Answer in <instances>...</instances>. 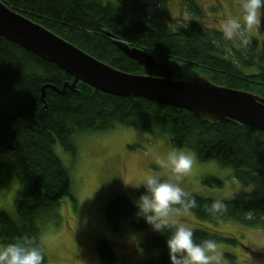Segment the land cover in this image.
Segmentation results:
<instances>
[{"label": "trees", "instance_id": "16d2710c", "mask_svg": "<svg viewBox=\"0 0 264 264\" xmlns=\"http://www.w3.org/2000/svg\"><path fill=\"white\" fill-rule=\"evenodd\" d=\"M1 1L122 71L155 73L129 57L114 38L143 48L158 59L180 63L192 75L201 72L219 85L264 96V56L240 59L238 63L233 56H225L231 43L217 31L202 25L171 26L167 22L169 0H158L161 7L150 17L151 24L143 18L141 0ZM183 4L188 12L202 15L196 0H184ZM252 66H257V71H245ZM179 76L185 77L182 73ZM73 80L57 63L0 34V167L18 182L14 212L0 210V245L14 243L25 235L35 237L42 245L40 219L53 217L63 199L76 203L71 171L56 145L59 143L66 153L75 156L74 137L78 133L138 123L146 133L167 134L174 147L193 150L200 161L216 160L232 168L234 178L242 184L251 183L257 175L264 179V131L234 120L213 122L189 109L142 96L111 94L81 80L75 90L66 88L62 92L64 84ZM203 181L211 186L223 185V180L214 175ZM145 192L143 185L136 190L139 197ZM188 193L198 205L190 211L200 220H231L264 230V195L256 189L244 196L223 199ZM216 200L227 206L226 211L211 214L206 210ZM135 202L130 196L117 193L105 204L104 217L114 232L133 234L148 228L149 224L137 216ZM193 231L196 243H241L219 232ZM170 234L165 229L139 243L145 252L161 251L156 258L141 264H171L166 243ZM95 249L102 262L117 260L107 240L99 239ZM43 251L47 264L44 248Z\"/></svg>", "mask_w": 264, "mask_h": 264}, {"label": "rangeland", "instance_id": "374dc122", "mask_svg": "<svg viewBox=\"0 0 264 264\" xmlns=\"http://www.w3.org/2000/svg\"><path fill=\"white\" fill-rule=\"evenodd\" d=\"M141 1L144 6L143 18L151 24L150 17L159 12L161 5L158 0ZM196 1L202 8L201 16L188 12L184 0H169L167 22L171 26L179 23L193 27L202 25L224 37L223 22L229 17L242 19L240 0ZM246 35L250 43L244 44L239 38L229 40L231 47L225 56H233L238 63L240 59L264 56V23ZM257 69V66H252L245 71ZM181 73L186 77L193 72L180 65L179 75ZM138 75L155 76L157 73ZM74 140L77 145L75 156L66 153L59 143L56 150L71 171L76 203L68 198L63 199L53 217L42 218L39 222L47 264H141L161 254V251L145 252L139 247L143 239L157 234L150 225L139 233L114 232L104 217V206L117 193L138 200L136 190L143 185L146 175L172 178L171 171L161 169L157 161L166 159L174 151L190 155L194 160L191 173L180 182L185 191L217 199L244 196L254 189L264 195V179L261 175H257L249 184H242L234 178L232 168L222 166L216 160L200 161L193 150L174 147L167 134L146 133L138 123L117 124L104 131L78 133ZM211 175L220 177L223 185L206 184L203 179ZM124 180L129 185L126 186ZM17 188L15 176L0 167V210L14 212L13 201ZM177 218L192 229L219 232L222 236L240 240L241 243L237 245L218 242L216 254L220 259L213 261V264H264L263 229L231 220H200L192 211L180 214ZM99 239L110 243L117 256L115 262L104 263L97 257L95 247Z\"/></svg>", "mask_w": 264, "mask_h": 264}, {"label": "water", "instance_id": "95a60500", "mask_svg": "<svg viewBox=\"0 0 264 264\" xmlns=\"http://www.w3.org/2000/svg\"><path fill=\"white\" fill-rule=\"evenodd\" d=\"M0 34L42 57L57 63L74 77L66 88L75 90L84 81L95 89L121 96H142L167 105L186 108L199 117L225 123L238 121L264 131V97L256 93L219 85L204 73L179 76L180 64L158 59L149 51L120 39L115 43L132 59L157 75L122 71L93 57L77 45L39 23L11 10L0 0ZM43 92L45 86L42 87Z\"/></svg>", "mask_w": 264, "mask_h": 264}, {"label": "clouds", "instance_id": "9594fccd", "mask_svg": "<svg viewBox=\"0 0 264 264\" xmlns=\"http://www.w3.org/2000/svg\"><path fill=\"white\" fill-rule=\"evenodd\" d=\"M241 18H231L223 22L225 39L239 38L244 44L250 43L247 33L264 23V0H240ZM161 169H169L172 178L163 179L160 175H146L143 187L146 192L136 200L137 216L142 217L154 231H170L166 243L171 264H213L220 259L217 243L204 240L196 243L194 231L177 218L198 207L195 198L181 187L182 178L192 171L193 157L183 152H172L166 159L157 161ZM125 185H129L125 180ZM227 206L219 200L213 201L206 210L215 214L226 211ZM250 218L251 213L247 214ZM44 251L35 237L25 235L14 243L0 247V264H44Z\"/></svg>", "mask_w": 264, "mask_h": 264}, {"label": "bare ground", "instance_id": "6f19581e", "mask_svg": "<svg viewBox=\"0 0 264 264\" xmlns=\"http://www.w3.org/2000/svg\"><path fill=\"white\" fill-rule=\"evenodd\" d=\"M137 61V60H136ZM138 62V61H137ZM139 63V62H138ZM141 65V64H140ZM143 66V65H142ZM144 67V66H143ZM146 68V67H145ZM147 69V68H146ZM148 70H151V69H148ZM152 71H154L155 73H157V71L156 70H152Z\"/></svg>", "mask_w": 264, "mask_h": 264}]
</instances>
